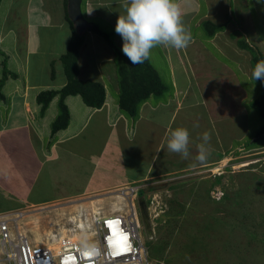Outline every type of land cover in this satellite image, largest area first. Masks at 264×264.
Wrapping results in <instances>:
<instances>
[{"label": "rangeland", "instance_id": "obj_1", "mask_svg": "<svg viewBox=\"0 0 264 264\" xmlns=\"http://www.w3.org/2000/svg\"><path fill=\"white\" fill-rule=\"evenodd\" d=\"M47 1L45 0L46 4ZM85 6L86 0H83L81 4L83 16L88 22L98 24L122 51V44L115 40L116 22L105 16L87 17ZM118 8L120 5L116 3L111 6L113 11ZM182 9H189L185 22L187 29L191 32L192 39L186 48H172V50L176 53H184L186 50L188 51L186 53H203L201 46L197 48V45L193 44L196 41L197 44L199 43L198 45L201 43L204 46L206 55V63L199 62L200 72L197 73V77L187 68L182 71V68L179 67L183 76L187 77V81L192 83L190 87L194 88L189 93V99L193 100V104L184 106L183 111H180L174 118L170 129L171 135V132L178 127L187 128L191 139L196 140L194 145L189 147L191 155L187 161L192 163H188L189 168L185 172H176L171 178L157 180L155 183L149 184L144 194V206L148 209L149 217L153 219V239H147L144 228L140 230V235L148 246L153 264H264V138L252 141L264 121L251 105V101L261 97L264 85L250 78L251 53L246 50L243 52L245 54L232 53L229 46H225V43L227 45L229 43L231 48L235 47L237 50L240 48L237 45V40L246 37L247 41L264 53V0H196V2H184L180 10ZM205 16H209L210 20L215 23L225 25L222 31L217 32L216 40L208 38L201 25V20ZM65 28L67 29V27ZM92 33L88 37L85 36L87 45L84 44L79 52L84 56L81 61L82 76L97 80L96 74L103 72V68L109 72L110 76L114 73L115 83L114 80L108 79L107 73H105L106 77L104 73H101V76H103L106 99L112 100L114 107L118 109V91L115 90L117 85L115 63L104 61L98 66L94 65L97 56H101V53H104V58L108 59L112 56L116 58V55L104 36ZM12 37V34L9 33L0 41V112L4 117L9 102L13 99L10 96L11 90L17 86L22 87L27 72L31 81L46 83L45 88L47 89L60 88L65 83L60 57L66 50L67 36L62 40L63 44L61 45L57 42L53 44L51 37L40 49L42 50L41 55H29L25 63L22 61V67L20 66V55L23 50L18 48L19 42L14 44L15 41L13 42ZM89 42L95 47L88 46ZM90 47L92 50H88ZM196 48L198 50L194 51ZM167 49L169 53L170 49ZM174 52L172 51V53ZM162 53L164 52L161 45H157L151 50L148 61L156 68L162 82L167 85L166 91L159 95L165 99L172 92L171 82L173 80L170 79L171 70L168 67L167 56ZM243 55L247 57L244 58L247 59L246 61H244ZM191 59L189 56L188 60L191 61ZM214 63L215 67H212ZM25 65L28 66L27 70H25ZM53 69L56 74L52 75L50 70ZM229 84L238 86V89L231 90L228 88ZM40 89L42 88L37 87L38 91ZM18 91L20 92L22 89ZM203 93L205 100L215 96L214 101L217 102L221 98L223 100L230 99V104L227 107H234L236 115L227 118V120L214 121L215 117L211 115V111H208L207 105L202 100ZM224 94L229 98L223 97ZM235 95V100H233ZM73 96L79 99L81 105H85L79 95ZM32 98L30 103L33 115L37 121L42 119L41 124L47 126V131H50L52 120L58 113L56 100L49 103L46 111H42L36 96L33 95ZM224 111L229 112L230 109ZM126 117L129 118L127 115ZM180 118L185 121H181ZM142 126L146 128L147 121H143ZM204 132L211 133L210 143H214L213 141L216 140L215 133L223 143L230 142L233 149L236 148L232 154L235 157L234 160L228 161L229 158H224L223 161L214 163L212 166L200 165V168L192 169L196 164L204 163L195 159L198 154L199 142H201L200 137ZM153 133L151 132V136H148L145 146L134 145L135 143L139 144L138 141L145 135L140 127L138 133L136 131L133 134L128 133L132 142L126 144L125 140L124 149L119 153L128 168L131 169L134 162L127 155L131 151L128 149L129 145H133L132 156L137 160L136 164L140 163L136 165L135 170L140 171L143 168L142 164L149 160L152 148L157 144L156 135L161 133L160 127L155 126ZM8 135L10 133L4 134L3 140ZM170 135L167 137V141ZM93 142L97 148H100L99 137H94ZM245 144L261 146L248 149ZM36 149L38 157L28 149L18 147L17 151L12 153L5 150L11 154L8 155V161L0 160L5 167L0 175L1 192H5L0 194V211L13 208L24 210L23 216L24 218L27 216V226L24 223L25 219H22L19 226L22 229L26 226L24 231L29 238H32V241L33 237L38 238V233L45 232L42 229L49 230L48 228L51 227V230L59 231L55 227L54 218H56L58 208L65 207L66 203L55 202L45 212L46 209L42 208V205L30 202L28 199L25 201L19 199L21 190L28 188L32 183H37L36 171L27 167L26 162L30 159L32 162L34 161L36 168L41 169L40 164L43 163V159L48 160L46 153L39 151L41 149L38 145H36ZM167 149V142H163L159 152L160 159L165 158L164 152ZM172 159L179 161L176 157L175 159L172 157ZM187 161H182L181 164L185 165L184 163ZM157 164L156 169L162 167L160 160ZM209 168L210 171H208ZM149 182L150 180L146 181V183ZM176 183H181V186L178 188ZM127 186V184L124 185L123 189L126 190ZM33 187L35 189L37 186L33 185ZM33 196L39 197L34 191ZM127 203L131 205L129 201ZM138 213L143 225L140 209H138ZM30 220H35L39 228L30 229ZM61 225L68 226L66 221L60 223ZM85 233L83 232V234ZM43 235L45 236V234Z\"/></svg>", "mask_w": 264, "mask_h": 264}, {"label": "crops", "instance_id": "obj_2", "mask_svg": "<svg viewBox=\"0 0 264 264\" xmlns=\"http://www.w3.org/2000/svg\"><path fill=\"white\" fill-rule=\"evenodd\" d=\"M187 1L196 2V0H176V3L181 9L182 4ZM114 3L120 5V8L115 11L111 9ZM123 3L124 0H86L85 13L87 17L105 16L107 19L116 22L118 15L124 14ZM180 11L182 21L187 28L185 19L189 9H182ZM183 12H185V14H183ZM68 19L67 0H48L47 4L45 0H0V27L3 25L2 29H0V41L11 33L13 42L15 41L14 44L19 42L18 48L23 50V53L20 55V66L22 67V61L25 63L29 55H41L40 52L42 50L40 49L51 37L53 44L54 42L59 43V45L63 44L62 40L65 39L66 36L69 40L72 34L71 25L73 24L71 21L70 24V19ZM204 19L210 20V17L205 16ZM64 26L67 27L68 30ZM83 33L84 42L81 47H83L84 44L87 45L85 36L87 35L88 37L93 34L92 31H88V29ZM217 35L216 33L211 39L216 40ZM115 40L122 44V39L119 34L116 35ZM91 42H89L90 44H88V46L95 47L94 44L91 45ZM193 44H196L197 48L201 46V52L203 53H186L188 52L187 50L184 51V53H176L171 47L161 45L164 52L162 54L167 56L168 67L171 70L170 79L173 80V82H171L173 88L172 92L165 99H162V96L149 97L140 105L136 118L126 117V114L119 108H115L112 100H107L106 97L104 104L100 108H90L86 105H81L79 99L72 95L67 96L65 99L70 113L69 123L66 128L55 133H51L50 128V131H47L48 127L41 124L42 119L36 120L30 103V100L33 99V95L36 96L39 91L47 89L45 88L46 83H39L34 80L31 81L27 72L22 87L17 86L11 90L10 96L13 99L9 102L5 117L0 112V160L2 159L3 162L8 161V155L11 154H8L5 150H9L12 153L17 151L18 147L28 149L34 156H37L36 145L41 149L39 150L41 153H46L48 160L43 159V163L40 164L41 169L36 168L34 161L32 162L30 159L26 162L27 167L36 171L37 183H32L28 188L23 191L21 190L19 199L24 201L28 199L30 202L42 205L41 207L46 209L45 212L49 210L50 206L55 202H66L65 207L58 208L59 210L56 212V218H54L55 222L64 223V221L60 219L63 215H66L67 217L65 219L68 218V221H70L72 213H78L77 217H80L83 220V224L86 225L84 229L86 233L83 234L84 236H82L81 239L88 236L87 240L89 241L91 236L86 229L92 225V216L94 213L107 216L115 212L125 211L127 202L123 196L118 195L119 188L126 184L132 185V183L148 180H150L149 183H155L157 180L161 181L171 178L176 172L187 171L189 168L188 163H192L187 161L189 158L184 159L180 154L171 152L167 149V151L164 152L165 158L160 159L159 152L161 144L167 142V137L170 135V129L174 118L177 117L180 111H183L185 105L190 106L193 104V100L189 99V93L190 90L194 88L190 87L192 83L187 81V77L183 76L179 67L182 68V71L187 68L189 72L192 71L195 77H197V73L200 72V68L198 67L200 66L199 62L201 61L203 64L206 63L204 46L201 43L198 45L199 43L197 44L196 41ZM225 46H229L232 53L245 54L243 53L245 52L244 49L238 48L236 50L235 47L231 48L229 43L228 45L225 43ZM167 48L170 49L169 53ZM197 48L194 51L198 50ZM88 50H92V47ZM172 51L174 53H172ZM58 53H60L59 50ZM104 56V53H101V56H97L94 65L98 66L104 61H113V56L109 59L104 58ZM189 56L192 58L191 61L188 60ZM83 57L82 53L79 54L78 64L80 74H78V77L80 79H89L84 75L82 76L81 61ZM244 58L247 57L243 55V59ZM246 60L247 59H244V61ZM89 61L91 62V60ZM212 67H215V63ZM27 69L28 66L25 65V70ZM54 73L56 74L55 69ZM101 73H104L105 77V73H107L108 79L114 80V73L110 76L108 74L109 72H106L103 68V72L96 74L97 80L103 84L104 81H102L103 76H101ZM63 80L65 82V77ZM37 87L42 89L38 91ZM58 87L60 86L58 85ZM228 88L236 91L238 86L229 84ZM20 89H22V91L19 92L18 90ZM53 89L58 88L53 87ZM115 90L118 91V84L115 86ZM210 95L212 96V94ZM236 95L233 97V100H235ZM222 96L229 98L226 94ZM222 96L219 97L221 98ZM201 97H203L202 100L205 102V105H207L208 111H211V115L215 117L214 121L227 120V118L236 115L234 107H227L230 104V99L223 100L221 98V100L217 102L214 101L215 96L212 99L207 98L205 100L204 93ZM53 100H56L57 103V97ZM225 109H230V111L225 112ZM143 121H147L146 128L142 126ZM181 121L185 120L181 119ZM92 122L93 124L91 125ZM155 126L160 127L161 133L156 135L157 144L152 148V154L149 160L142 164L143 168L140 171H136L135 167L140 163L136 164L137 160L132 156L133 145H129L128 149L131 151L127 155L131 157L134 162L132 163V168H128L119 154L121 150L123 151L124 149L125 140L126 144L127 142H132L131 136L128 133L133 134L134 131L138 133L140 127L145 135L138 141L139 144L135 143L134 145L141 144L145 146L148 142V136H151V132H154ZM7 133H10V135L3 140V135ZM215 135L216 140L209 145L210 155L207 160L202 164L195 163L196 165L193 166L192 169L196 170L200 168V165H206V167L208 165L212 166L214 163L223 161L224 158H229L230 160L228 161L234 160L235 157H233L232 154L236 148L233 149L230 142L226 141L223 143L222 140H219L217 133H215ZM94 137L100 138V148H97L96 144H94ZM194 141L196 140H192L190 136L189 147L194 145ZM200 143L201 142H199V144ZM172 157L174 159L176 157L181 162L174 161ZM159 160L162 167L156 169L155 166L158 165L157 162ZM172 161L174 162L172 163ZM182 161H187V163L182 165ZM0 165H2V167H0V175H2L1 171L5 167H3V163L1 162ZM40 170L43 172H39ZM210 170L209 168L208 171ZM176 184L179 185L181 183ZM33 185L37 187L34 189ZM1 189L2 186L0 184V194L5 193H2ZM33 191L39 197H34ZM140 197L144 198V196ZM26 217L27 216L23 219H25L24 223H26L25 225L27 226ZM71 222L75 223L74 221ZM29 223L31 224L29 226L30 229L33 230L34 227L37 229L39 228L37 227L38 225L32 224L33 222L31 220ZM59 227V232L61 229L65 228L60 226V224ZM48 229L51 230V227ZM42 230L45 232L47 231L46 228ZM78 230H80L79 227ZM44 234L46 235V233ZM64 234L66 235V233ZM33 238L35 239V237ZM39 238L40 237L36 238V240Z\"/></svg>", "mask_w": 264, "mask_h": 264}, {"label": "trees", "instance_id": "obj_3", "mask_svg": "<svg viewBox=\"0 0 264 264\" xmlns=\"http://www.w3.org/2000/svg\"><path fill=\"white\" fill-rule=\"evenodd\" d=\"M69 23L71 24L70 20ZM201 25L203 26L207 37L210 39L218 31H222L225 26L224 24H218L209 19L203 20ZM71 26L72 34L68 40L65 52L60 57L63 72L66 78L65 83L58 89H44L36 95V100L39 104H41L42 111H45L49 103L57 97L58 113L51 123V133H55L66 128L69 123L70 113L65 103L67 96L79 95L85 105L90 108H100L104 104L106 96L105 87L102 82L92 79H80L78 77V57L80 48L84 42V33L79 34L75 27L73 25ZM88 31L104 36L108 45L112 50H114L116 58H113V62L115 63V73L118 84V108L127 116L136 118L138 116L140 105L149 97H158L164 93L167 85L162 82L156 68L148 61V59L142 64L132 65L128 57L115 45L114 41L109 38V36L99 27L98 24L91 22V27ZM237 45L241 49L251 53L250 64L252 72L255 64L260 60H264L263 51L247 41L246 37L238 39ZM51 72L53 75L54 69L51 70ZM251 72L250 78L252 79ZM255 82L262 83L260 80H256ZM262 84L264 85V83ZM251 105L255 108L259 117L264 121V86L261 97L251 101ZM262 138H264V123L256 132L252 141L254 142ZM245 146L249 149L257 148L261 145L247 146V144H245ZM176 186L179 188L181 184ZM145 190L144 188H141L140 194H142Z\"/></svg>", "mask_w": 264, "mask_h": 264}, {"label": "clouds", "instance_id": "obj_4", "mask_svg": "<svg viewBox=\"0 0 264 264\" xmlns=\"http://www.w3.org/2000/svg\"><path fill=\"white\" fill-rule=\"evenodd\" d=\"M123 8L124 14L118 15L115 24V32L120 35L122 39V52L128 57L132 65L142 64L144 61L149 59L151 50L157 45H164L175 49H184L188 46L192 39L191 32L186 28L182 21L181 11L179 5L176 3V0H124ZM251 77L254 81L260 80L264 83V60H260L255 64V67L251 72ZM211 138L212 136L210 132H204L200 137L201 143L198 145V154L195 157L198 162L206 161L210 155L209 145ZM189 144L190 133L188 129L178 127L171 132L170 138L167 141V148L171 152L180 154L182 158L188 159L191 155ZM140 184L147 185L144 188L145 190L148 188L150 183L141 181L132 183V185H128V187ZM120 189H123V187L119 188V190ZM119 190L118 195L123 196L126 202L129 201L131 205L127 203L125 211L115 212L112 215L107 216H113L116 214L123 215L129 208L133 209L137 224L139 225L138 231L140 233L142 228L145 229V225L141 224V218L138 213V209H140V205H142L148 215L151 229V233H147L146 229L145 233L148 240L153 239L152 224L154 223L153 219L149 217L147 207L144 206L145 191L140 194V190L134 193L126 192L128 190L127 189L124 190L123 194H120ZM140 196H144V198H141ZM9 210L13 209L1 210L0 212ZM94 215H99L100 217L103 216L99 213H94ZM66 217V215H63L60 219L66 221L68 225H76V223L71 222L72 220L68 221V218L65 219ZM21 220L19 221V225ZM59 224L60 223H55V225ZM63 227L67 228V226ZM58 228L60 227L58 226ZM90 228L91 225L86 230H89ZM107 228L111 232V238L103 243L106 245L107 249L115 255L114 257H117L119 255L116 254V251L113 249V245L117 244L116 227L108 225ZM24 230L25 228L23 227V231ZM76 231H78V227ZM24 233L26 234V232ZM88 234L91 235L89 241L87 240V237H83L81 240H78L81 241L82 251L85 253L92 251V246L89 243L94 244L97 241L96 234Z\"/></svg>", "mask_w": 264, "mask_h": 264}, {"label": "built area", "instance_id": "obj_5", "mask_svg": "<svg viewBox=\"0 0 264 264\" xmlns=\"http://www.w3.org/2000/svg\"><path fill=\"white\" fill-rule=\"evenodd\" d=\"M146 184L127 186L126 192H137ZM124 189H120L123 194ZM24 210L13 209L0 212V264H153L149 256L148 246L141 239L139 225L133 209L129 208L123 215H93L92 225L88 233L97 235L92 251H82L81 241L73 240L69 234L76 232L77 225H68V234L60 238L59 231L53 229L56 238H60V248L49 247L47 240L31 242L19 226L24 218ZM108 225L116 227V241L113 249L119 256L107 249L104 241L111 238ZM59 225H55L58 228ZM52 239V237H51Z\"/></svg>", "mask_w": 264, "mask_h": 264}, {"label": "water", "instance_id": "obj_6", "mask_svg": "<svg viewBox=\"0 0 264 264\" xmlns=\"http://www.w3.org/2000/svg\"><path fill=\"white\" fill-rule=\"evenodd\" d=\"M82 0H67V12L70 21L77 30L78 33L82 34L87 29H90L91 23L83 16L81 9ZM141 214L143 216V221L147 233H151L150 223L148 220V215L145 209L140 205Z\"/></svg>", "mask_w": 264, "mask_h": 264}, {"label": "bare ground", "instance_id": "obj_7", "mask_svg": "<svg viewBox=\"0 0 264 264\" xmlns=\"http://www.w3.org/2000/svg\"><path fill=\"white\" fill-rule=\"evenodd\" d=\"M227 166V165H226ZM155 197V196H154ZM74 207V206H73ZM78 213H72V216H71V220L74 221L77 225V227L80 228V230L72 233V234H69L68 236L72 237L73 240H80L83 235V232H84V229L86 228V225L83 224V220L80 218V217H77ZM34 225L37 226V223L36 221L34 220H31ZM83 231V232H81ZM25 232V231H24ZM46 233L45 236H43V234ZM44 233H38V237H40L37 241L36 239L33 238V241L31 240L32 238L30 237V241L31 242H36V243H40V242H43L44 240L47 239V243L49 245V247H51L52 249L54 250H57L60 248V245H59V242H60V238L66 236L68 234V229L65 227L64 229H61L59 235H60V238H56L55 235L53 234L52 230H47L46 232ZM66 233V235L64 234ZM27 236V235H26ZM91 236V235H90ZM89 236V237H90ZM44 237V238H43ZM52 237V239H51ZM88 237V236H87ZM43 238V239H42ZM88 239V238H87Z\"/></svg>", "mask_w": 264, "mask_h": 264}]
</instances>
